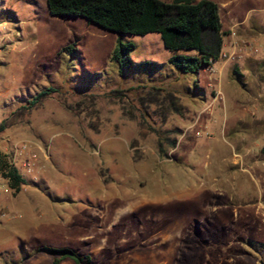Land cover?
Segmentation results:
<instances>
[{"label": "rangeland", "instance_id": "374dc122", "mask_svg": "<svg viewBox=\"0 0 264 264\" xmlns=\"http://www.w3.org/2000/svg\"><path fill=\"white\" fill-rule=\"evenodd\" d=\"M212 1L220 68L195 75L156 32L0 0V155L21 142L35 154L30 172L17 156L20 189L0 175V264H52L42 246L90 257L58 264H200L189 243L200 255L221 224L232 243L240 221L264 241V0ZM118 39L134 44L122 73Z\"/></svg>", "mask_w": 264, "mask_h": 264}, {"label": "trees", "instance_id": "16d2710c", "mask_svg": "<svg viewBox=\"0 0 264 264\" xmlns=\"http://www.w3.org/2000/svg\"><path fill=\"white\" fill-rule=\"evenodd\" d=\"M47 7L54 16H82L103 29L121 34L146 35L156 32L163 45L173 51L169 62L180 73L196 75L201 69L211 66L221 54L224 31L218 5L212 0H47ZM133 49L131 42L116 41L111 57L120 73L129 68ZM178 50L187 53H178ZM193 87L196 89L199 86L194 83ZM55 91L54 88L42 91L29 104H35ZM174 109L178 110L177 106L174 105ZM159 152H162L161 148ZM0 175L8 178L9 186L15 190L26 182L4 154L0 155ZM230 226L221 224L220 229L211 235L213 247L206 244L207 249L200 255L196 243H189V255L196 259L201 257L198 260L200 264H208L213 258H216L217 264H240L242 260L239 257L242 255H248L254 264H264V241L250 229L246 235L236 230L235 240L229 243L226 236L232 230ZM41 250L58 256L52 264H58L65 258L76 263L90 262L88 255H80L69 248L42 246Z\"/></svg>", "mask_w": 264, "mask_h": 264}, {"label": "built area", "instance_id": "2783aa9c", "mask_svg": "<svg viewBox=\"0 0 264 264\" xmlns=\"http://www.w3.org/2000/svg\"><path fill=\"white\" fill-rule=\"evenodd\" d=\"M226 57V54H223ZM12 156L5 153L7 161L9 164L15 165V161L18 157L21 158L20 165L25 172H30L32 168V159L35 158V154L31 152L30 145L28 142H21L13 147ZM23 154H27L28 157H24ZM18 156V157H17ZM23 156V157H22ZM8 181V178H6Z\"/></svg>", "mask_w": 264, "mask_h": 264}, {"label": "crops", "instance_id": "0c3cea01", "mask_svg": "<svg viewBox=\"0 0 264 264\" xmlns=\"http://www.w3.org/2000/svg\"><path fill=\"white\" fill-rule=\"evenodd\" d=\"M224 4V3H223ZM218 5V4H217ZM218 9H219V6H218ZM17 36H21L20 35V31L17 29ZM223 46V45H222ZM222 50H223V48L221 49V53H222ZM220 56H221V54H220ZM214 63H216V64H214ZM209 68L210 69H212V70H216V69H219L220 68V61H219V58H218V60H216V61H214L212 64H211V66H209ZM216 68V69H215ZM205 69V68H204ZM204 92H206L205 90H204ZM264 172V171H263ZM245 202V204H243V206H248L249 204V201H247V200H245L244 201ZM240 206V205H239ZM238 214H239V212L238 211H236L235 213H233L232 214V221H233V223H235L236 222V219H237V217H238ZM239 218H242V217H239ZM238 223V222H237ZM235 228H236V230L238 231V233L239 234H245L246 235V233H248V231L250 230V228L248 227V225H247V222L246 221H242V222H240V223H238V224H236L235 225ZM243 258H250L248 255H242V256H240L239 257V259H243ZM252 259V258H251ZM230 261H232V258L230 259Z\"/></svg>", "mask_w": 264, "mask_h": 264}]
</instances>
